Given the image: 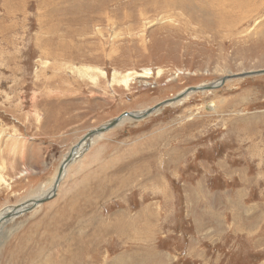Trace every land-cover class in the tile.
Wrapping results in <instances>:
<instances>
[{"label":"rangeland","instance_id":"1","mask_svg":"<svg viewBox=\"0 0 264 264\" xmlns=\"http://www.w3.org/2000/svg\"><path fill=\"white\" fill-rule=\"evenodd\" d=\"M263 70L264 0H0V213L123 113ZM84 145L0 264H264V74Z\"/></svg>","mask_w":264,"mask_h":264},{"label":"water","instance_id":"2","mask_svg":"<svg viewBox=\"0 0 264 264\" xmlns=\"http://www.w3.org/2000/svg\"><path fill=\"white\" fill-rule=\"evenodd\" d=\"M263 74H264V70L263 71L244 73L243 75H236V74L235 75H229L227 77H224L217 84L206 85V86H196V87L188 88V89L184 90L183 92H181L180 94H178L177 96H175L174 98L166 100V101L158 104L157 106H155L151 109H148L145 112H141V113L126 112V113H123L121 116L115 118L114 120L107 123L106 125L98 128V129L90 131L82 139L80 144L82 142H88L89 140L94 138V136H98V135H101L104 133L106 134V133L110 132L111 130L115 129L126 118L132 119L134 121H142V120L147 119L150 115L154 114L155 112L160 111L162 108H164L168 105L176 104V103L186 99L191 94L203 92V91L217 90V89L221 88L226 83V81H228L232 78H244V77H251V76H260ZM80 144L78 146L74 147L70 151V153L67 155V157L63 160V162L61 163V165L58 169V177L55 180L56 183L54 185V189H53L52 193H48L46 196H43L39 199H34L33 201L30 200L26 204H20V205L12 207L11 211L7 215L3 216L2 219L0 220V227L2 225L6 224L7 222L15 219L16 217L34 210L38 206L48 202L53 197H55L57 189H58L57 186H59L60 177L63 174L64 169L67 166H70L72 164V161L74 160V156L78 154V149L81 147Z\"/></svg>","mask_w":264,"mask_h":264},{"label":"bare ground","instance_id":"3","mask_svg":"<svg viewBox=\"0 0 264 264\" xmlns=\"http://www.w3.org/2000/svg\"><path fill=\"white\" fill-rule=\"evenodd\" d=\"M210 107H213L214 106V104H210L209 105ZM114 120V119H113ZM126 120H130V121H134V120H132V119H129V118H126V119H124L120 124H122L124 121H126ZM112 121V120H111ZM110 121V122H111ZM119 124V125H120ZM118 125V126H119ZM117 126V127H118ZM105 134V133H104ZM103 134H101V135H98V136H94V138H96V137H100V136H102ZM94 138H92L91 140H89L88 142H87V144H85V142L84 143H82V145H81V147L85 144V145H89L90 144V142L94 139ZM85 145H84V147H85ZM85 149L82 147V149H78V154L77 155H75L74 156V160L72 161V162H75L76 160H77V158H78V156L80 155V154H82V152L84 151ZM69 166H67L65 169H64V172H63V174L61 175V177H60V182H61V180L64 178V175H65V173H66V169L68 168ZM57 177H58V173H57V175H56V177L52 180V183H50V185H49V188H48V190L42 195V197L43 196H46L48 193H52V191H53V189H54V185H55V183H56V179H57ZM59 182V183H60ZM60 185V184H59ZM57 187H59V186H57ZM56 196V195H55ZM53 198H55V197H53ZM31 201H33L32 199H31ZM26 203H28V201L27 202H24V203H22V204H26ZM11 209L12 208H9V209H7V210H5V211H3V212H1L0 213V220L2 219V217L3 216H5V215H7L10 211H11ZM19 217V216H18ZM89 251V250H88ZM87 251V252H88ZM88 254V253H87ZM79 256H80V254H78ZM86 256V255H85ZM90 256H91V254H90ZM84 257V256H83ZM72 258V257H71ZM75 258V257H74ZM78 259V258H77ZM80 259H82V258H79V262H80ZM72 261V260H71ZM74 261V260H73ZM77 262V261H76ZM84 262V261H83ZM77 264H78V262H77Z\"/></svg>","mask_w":264,"mask_h":264}]
</instances>
